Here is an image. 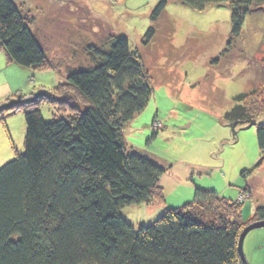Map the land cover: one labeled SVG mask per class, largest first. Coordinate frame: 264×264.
<instances>
[{"label":"trees","instance_id":"1","mask_svg":"<svg viewBox=\"0 0 264 264\" xmlns=\"http://www.w3.org/2000/svg\"><path fill=\"white\" fill-rule=\"evenodd\" d=\"M198 11L228 4L232 36L247 14L264 13V0H178ZM166 8L160 1L151 19ZM13 0H0V50L24 69H51L47 56ZM153 32L145 35L147 43ZM95 63L69 74L66 83L84 101L81 110L45 123L39 107L64 101L42 93L0 109L22 110L24 153L0 168V264H243L238 240L247 226L264 222V206L242 221L241 206L199 187L190 203L164 210L135 229L121 211L162 205L164 169L127 146L124 130L153 95L150 76L125 38L112 37L107 50L88 47ZM248 92L223 115L233 136L256 127L264 164V43ZM76 108V109H77ZM155 134H152V138ZM244 190L241 194H246ZM240 194V195H241Z\"/></svg>","mask_w":264,"mask_h":264},{"label":"rangeland","instance_id":"2","mask_svg":"<svg viewBox=\"0 0 264 264\" xmlns=\"http://www.w3.org/2000/svg\"><path fill=\"white\" fill-rule=\"evenodd\" d=\"M160 1L13 0L30 19L51 69L20 68L0 50V87L8 85L0 90V109L44 92L55 97L62 86L57 97L64 103H43L40 115L49 123L76 114L84 101L67 85V76L95 64L88 47L107 50L112 37L125 38L153 90L146 109L124 130L127 146L164 169L171 167L159 180L164 203L126 208L121 211L125 222L135 229L153 224L164 210L190 203L199 187L242 205L241 220L248 221L257 206H264V164L252 170L260 157L256 127L237 128L233 136L223 115L236 95L251 89L253 66L262 58L264 13L247 14L235 37L228 4L198 11L164 0L166 8L153 21ZM25 135L22 110L0 113V168L24 153ZM242 249L246 264H264V229L247 234Z\"/></svg>","mask_w":264,"mask_h":264},{"label":"water","instance_id":"3","mask_svg":"<svg viewBox=\"0 0 264 264\" xmlns=\"http://www.w3.org/2000/svg\"><path fill=\"white\" fill-rule=\"evenodd\" d=\"M259 229H264V222H257V223H253L249 226H247L246 228L243 229V231L241 232L240 236H239V240H238V255L239 258L241 260V262L243 264H246L244 255H243V241L245 239V237L247 236V234H249L251 231L254 230H259Z\"/></svg>","mask_w":264,"mask_h":264},{"label":"crops","instance_id":"4","mask_svg":"<svg viewBox=\"0 0 264 264\" xmlns=\"http://www.w3.org/2000/svg\"><path fill=\"white\" fill-rule=\"evenodd\" d=\"M5 89H8V85L4 84L3 87H0V90L1 91H4ZM137 129H141V128H137ZM193 140H187V142L190 144ZM202 189H205V188H202Z\"/></svg>","mask_w":264,"mask_h":264}]
</instances>
